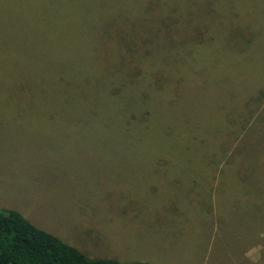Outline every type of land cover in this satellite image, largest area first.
<instances>
[{
	"label": "rangeland",
	"instance_id": "rangeland-1",
	"mask_svg": "<svg viewBox=\"0 0 264 264\" xmlns=\"http://www.w3.org/2000/svg\"><path fill=\"white\" fill-rule=\"evenodd\" d=\"M8 207L90 256L264 264V0H0Z\"/></svg>",
	"mask_w": 264,
	"mask_h": 264
},
{
	"label": "trees",
	"instance_id": "trees-1",
	"mask_svg": "<svg viewBox=\"0 0 264 264\" xmlns=\"http://www.w3.org/2000/svg\"><path fill=\"white\" fill-rule=\"evenodd\" d=\"M0 264H148L90 256L15 208L0 209Z\"/></svg>",
	"mask_w": 264,
	"mask_h": 264
},
{
	"label": "crops",
	"instance_id": "crops-1",
	"mask_svg": "<svg viewBox=\"0 0 264 264\" xmlns=\"http://www.w3.org/2000/svg\"><path fill=\"white\" fill-rule=\"evenodd\" d=\"M59 235H61L64 239H66V241H70L73 245L77 246L79 249H81L84 252H90L89 250H92V249L97 250L95 243H94V246L92 247L91 245H86L82 241L73 239L66 232L60 233Z\"/></svg>",
	"mask_w": 264,
	"mask_h": 264
}]
</instances>
